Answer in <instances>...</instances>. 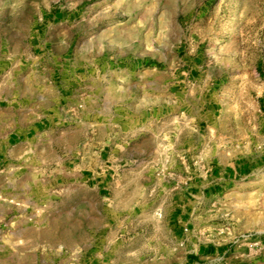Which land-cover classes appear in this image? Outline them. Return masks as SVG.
Here are the masks:
<instances>
[{"label":"rangeland","instance_id":"1","mask_svg":"<svg viewBox=\"0 0 264 264\" xmlns=\"http://www.w3.org/2000/svg\"><path fill=\"white\" fill-rule=\"evenodd\" d=\"M56 8L68 16L55 50L71 54V69L149 57L143 64L155 80L153 133L140 145L130 141L128 156L115 152L112 161L151 172H126L130 179L115 184L119 204L84 183L82 173L123 138L122 112L107 108L98 90L87 111L75 112L73 140L0 149V258L11 248V264H36L40 256L42 264H84L104 255L109 264H186L199 245L214 244L227 264H264V0H0V84L26 90L34 29ZM188 70L218 98L216 116L202 124L195 109L180 107L202 97L201 87L176 83ZM170 91L171 113L164 109ZM132 113L140 114L136 104ZM138 127L130 125L127 139L144 136ZM242 160L252 171L197 206L182 244L148 217L197 169Z\"/></svg>","mask_w":264,"mask_h":264},{"label":"crops","instance_id":"2","mask_svg":"<svg viewBox=\"0 0 264 264\" xmlns=\"http://www.w3.org/2000/svg\"><path fill=\"white\" fill-rule=\"evenodd\" d=\"M67 16L65 10L56 8L39 18V26L34 29L32 35V51L26 58L29 65L23 75L28 83L26 90L18 87V91L15 85L5 82L6 80L0 84V149L11 150L14 145L29 140H38L44 143V146L59 138L73 140L70 122L75 118V112L81 108L87 111L93 94L99 90L103 94L100 100L104 101L107 108L115 107L118 112H122L123 138L119 140L116 137L117 147L110 146L105 152L102 151L100 163L92 168L91 173L83 172L81 178L85 184L99 189L100 194L113 198L115 204L123 203L118 200L123 193L115 184L124 185L130 179L124 174L135 171L140 174V178H149L145 174L151 172L149 166L114 164L112 161L115 152L122 158L128 156V149L133 148L129 146L130 141L140 145L153 133L155 80L149 64H143L150 59L132 57L121 61L109 60L84 73L71 69V54L56 51L54 44L55 36L60 35L59 23ZM178 77L181 78L176 83L188 82L189 87L203 89L198 104L190 106L184 101L180 102V107L186 110L195 109L199 124L214 119L218 110V98L214 91L207 90L210 87L207 82L202 84L193 75V70L180 71ZM188 78L190 79L187 81ZM169 87L171 88V85ZM167 96L168 100L164 99V109L168 108L171 113V91ZM134 104L140 110L137 117L132 113ZM130 125H139L135 131L138 134L144 133V136L127 139V134L132 131ZM147 148L143 145L144 154L148 153ZM252 169L253 163L246 160L234 164L217 161L201 167L186 184L172 194L169 203H161V213H157L158 216L151 214L148 217L161 221L163 226L173 231L182 244L181 240L187 233L188 224L197 206L217 196L228 183L247 176ZM224 253L225 251H221V248L214 244H201L187 257L186 264H202L205 258H209L213 264H227L225 260H221ZM4 254L0 261L11 264V248L5 250ZM108 259L105 255L94 256L85 260L84 264H109ZM20 260L21 263L24 262L23 257ZM35 262L42 264L43 257H36Z\"/></svg>","mask_w":264,"mask_h":264}]
</instances>
